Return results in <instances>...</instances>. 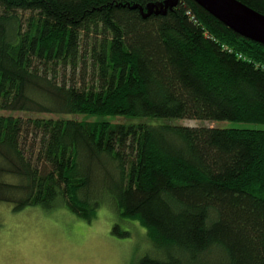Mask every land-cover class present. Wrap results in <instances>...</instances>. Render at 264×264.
I'll list each match as a JSON object with an SVG mask.
<instances>
[{
    "label": "trees",
    "instance_id": "obj_1",
    "mask_svg": "<svg viewBox=\"0 0 264 264\" xmlns=\"http://www.w3.org/2000/svg\"><path fill=\"white\" fill-rule=\"evenodd\" d=\"M163 1L0 0V202L108 205L133 264H264V43Z\"/></svg>",
    "mask_w": 264,
    "mask_h": 264
},
{
    "label": "rangeland",
    "instance_id": "obj_2",
    "mask_svg": "<svg viewBox=\"0 0 264 264\" xmlns=\"http://www.w3.org/2000/svg\"><path fill=\"white\" fill-rule=\"evenodd\" d=\"M81 119H110L114 116L76 114ZM178 123L239 125L237 122H212L178 119ZM264 126V124H262ZM116 213L101 206L93 220L87 221L65 207L47 210L27 206L15 210L0 202V264H133L152 251L150 234L140 222H120L113 233Z\"/></svg>",
    "mask_w": 264,
    "mask_h": 264
},
{
    "label": "water",
    "instance_id": "obj_3",
    "mask_svg": "<svg viewBox=\"0 0 264 264\" xmlns=\"http://www.w3.org/2000/svg\"><path fill=\"white\" fill-rule=\"evenodd\" d=\"M212 15L239 34L264 43V13L241 0H195ZM178 0L150 3L145 16L166 13ZM144 12V9L141 8Z\"/></svg>",
    "mask_w": 264,
    "mask_h": 264
}]
</instances>
